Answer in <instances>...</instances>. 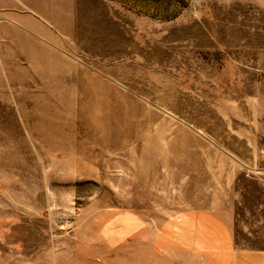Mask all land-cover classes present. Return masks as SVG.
I'll return each mask as SVG.
<instances>
[{"label": "rangeland", "instance_id": "1", "mask_svg": "<svg viewBox=\"0 0 264 264\" xmlns=\"http://www.w3.org/2000/svg\"><path fill=\"white\" fill-rule=\"evenodd\" d=\"M55 14L0 27L7 263L192 264L178 216L264 195V0Z\"/></svg>", "mask_w": 264, "mask_h": 264}, {"label": "crops", "instance_id": "2", "mask_svg": "<svg viewBox=\"0 0 264 264\" xmlns=\"http://www.w3.org/2000/svg\"><path fill=\"white\" fill-rule=\"evenodd\" d=\"M58 1L67 0H0V27L49 25L42 19L56 15ZM250 203L218 196L184 212L176 221L178 247L195 259L192 264H264V195ZM2 229L0 218V264H8Z\"/></svg>", "mask_w": 264, "mask_h": 264}, {"label": "built area", "instance_id": "3", "mask_svg": "<svg viewBox=\"0 0 264 264\" xmlns=\"http://www.w3.org/2000/svg\"><path fill=\"white\" fill-rule=\"evenodd\" d=\"M262 163H263V166H264V151H263Z\"/></svg>", "mask_w": 264, "mask_h": 264}]
</instances>
